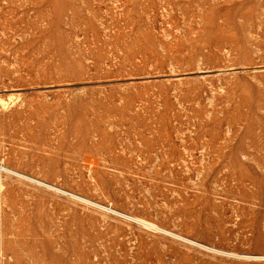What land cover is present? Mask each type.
I'll use <instances>...</instances> for the list:
<instances>
[{"label":"rangeland","instance_id":"1","mask_svg":"<svg viewBox=\"0 0 264 264\" xmlns=\"http://www.w3.org/2000/svg\"><path fill=\"white\" fill-rule=\"evenodd\" d=\"M0 264H264V0H0Z\"/></svg>","mask_w":264,"mask_h":264},{"label":"bare ground","instance_id":"2","mask_svg":"<svg viewBox=\"0 0 264 264\" xmlns=\"http://www.w3.org/2000/svg\"><path fill=\"white\" fill-rule=\"evenodd\" d=\"M20 175V174H19ZM41 183V182H40ZM44 185H46V184H44ZM46 186H48V185H46ZM140 223V222H139ZM146 226L147 225H149L150 226V228H153V229H158L157 227H155V226H153V225H150V224H148V223H146V222H143ZM142 224V223H141Z\"/></svg>","mask_w":264,"mask_h":264}]
</instances>
